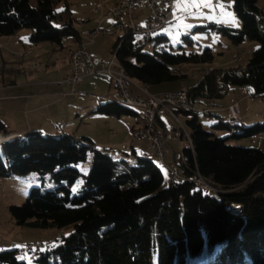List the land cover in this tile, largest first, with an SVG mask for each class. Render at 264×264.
<instances>
[{
    "label": "trees",
    "instance_id": "1",
    "mask_svg": "<svg viewBox=\"0 0 264 264\" xmlns=\"http://www.w3.org/2000/svg\"><path fill=\"white\" fill-rule=\"evenodd\" d=\"M258 1L233 0L241 28L221 24L198 27L221 33L235 45L248 39L258 41L259 46L246 66L212 67L195 87L188 88L196 103L224 95L230 84L251 85L254 96L264 97V10ZM23 29L31 30V44L62 46L65 36L81 42V30L74 26L68 0H37L36 7L29 0H0V38ZM149 40L157 45L152 53L146 51L147 44L134 47L136 37L126 33L117 54L127 75L147 86L184 77L173 73L181 63H207L213 58L209 48L200 55L174 54L160 45L165 37ZM93 112L115 118L137 115L116 100ZM176 113L193 115L186 120L193 149L188 144L182 149L176 171L184 181L170 178L165 182L155 163L133 148L126 154L129 160L117 159L106 150H97L90 138L64 132L31 131L0 145V178L49 173L57 184L50 190L32 188L23 204L9 206L11 221L29 229L73 228L70 235L36 253L30 262L187 264L222 248L218 258L225 260L223 264H264V149L228 144V139L241 137L229 123L216 126L228 129L231 135L217 138L202 128L196 113ZM7 129L0 121V134L5 138L9 137ZM260 132H264V124L254 125L248 134ZM89 153L90 170L74 193L71 186L82 176L75 165L85 162ZM3 161L9 164L7 169ZM198 175L214 188L228 191L211 193L196 188ZM232 205L241 207L239 215L228 210ZM19 251L0 250V264H28L18 257Z\"/></svg>",
    "mask_w": 264,
    "mask_h": 264
},
{
    "label": "rangeland",
    "instance_id": "2",
    "mask_svg": "<svg viewBox=\"0 0 264 264\" xmlns=\"http://www.w3.org/2000/svg\"><path fill=\"white\" fill-rule=\"evenodd\" d=\"M113 1L115 0H68L74 20V26L78 30L83 29L86 31H93L97 28L105 30L108 26L113 24L111 21L114 20V18H109L103 26L102 24H98V22L99 20L102 21L101 23L105 21L102 20V15L107 8L105 6ZM29 2L32 7L37 6V0H29ZM175 3L176 0H172V13L168 24L162 31L154 35V37H165V40L161 42L160 45H162L164 51L168 53H192L200 55L206 48H209L213 58L207 63H181L177 66L178 72L179 74L181 72V74L185 76L180 77L175 81L149 86L148 91L151 94L177 92L183 85L187 88L195 87L199 83L201 75L210 67L227 70L247 65L252 52L259 46L258 41L245 39L240 44L235 45L221 33L209 29H200L198 27H207L209 24L216 23L210 22L206 19L189 18L185 13L176 12V15L174 16V12L176 11ZM213 3H223L226 6L230 5V7H226V10L234 13L233 0H213ZM258 6L260 9L264 10V0H259ZM199 14L201 13H198V15ZM202 14L209 15L210 13L208 9H203ZM217 14H219L218 11ZM147 15L148 11L146 9L134 13V17L140 18L139 20H135V23L143 25L144 18ZM235 17L237 18L236 15ZM180 19H183L185 23L194 27H192L190 31L180 28L179 35L177 36ZM237 20L239 21L238 27H234L230 24L221 25L230 28H241L242 23L238 18ZM124 21H126V19H124ZM31 33L30 29H23L20 31L18 36L22 43H17L16 48H20L21 50L16 51L14 56L7 55L6 49H0V83H2L4 79L11 78L22 80L25 77H31L30 79L56 80V82L59 81V79L61 80L64 78L69 52L71 48L77 44V41L72 36H65L62 40V46L51 42L31 44L29 42ZM194 36L199 38L194 40ZM118 37L119 35L112 36L104 33L81 36L82 42L86 45L88 50H90L95 57H98L105 62L109 61ZM173 37L176 38L174 39ZM154 43L155 40H153L152 43L147 44L145 47L147 52H153V49L157 46ZM19 44H23L24 47H19ZM16 48H14V50ZM26 50H30V52L26 53ZM33 66H35V68H32ZM84 87L85 89L83 91ZM79 89L82 97L93 101L95 108L90 109V111L85 110L82 114V118L69 113V111L62 114V117L66 120L64 121L61 132L76 137H88L94 142L97 150H106L117 159L129 160V156H126V154H130L132 148H134L138 151L139 155L147 157L155 163L157 168L163 173L165 182H168V180L170 181L173 170L177 171V165L180 163L181 149L187 146L185 138L182 137V140H180L179 135H181L182 132L179 130L180 128L177 127L173 119L164 111L167 115L165 122L169 135L167 136L168 142L166 143V146L165 143L163 146V150L166 155L168 154V157H165L162 160L148 141L145 139L133 140L131 131H129L131 124L137 123L136 125L143 126L144 111L142 109L132 108L137 115H124L120 118L100 115L93 112L97 106L108 101V97H106L107 95L116 96L115 100L120 97V92L109 77L104 74L94 77H86L84 83L79 86ZM133 91H135L136 94L138 92L136 89H133ZM76 92H78L77 89ZM138 94L140 93L138 92ZM129 95L130 97H133L131 94ZM234 103L238 106L240 119L228 122V108L230 104ZM197 105L200 109H209L210 114L206 115L203 113H197L196 116L202 128L206 132L211 133L213 137L225 138L230 136L232 132L228 129L216 126L220 122L229 123L233 127L234 133L241 135V137L228 139V144L264 149V132L248 134L250 133L251 127L254 125L264 124V97L254 96V89L251 85L230 84L224 95L199 99ZM179 118L184 123L185 127L189 129L186 120H191L193 115H180ZM23 121H25V119ZM30 121L34 123V127L32 128H37L38 125L43 126L45 129H52L51 127H46V123L41 122L42 120L40 118L32 117ZM155 128L159 132L161 131L158 124H155ZM165 136L166 135H163V133L160 132L161 142H164ZM106 142L113 145H103ZM116 142L120 144L115 145L117 144ZM124 142H126V145ZM130 143H132V145ZM91 162L92 153H89L85 162L75 165L82 176L73 186H71L72 191L78 184L79 188L77 192L80 190L84 177L90 170ZM56 186L57 184L52 181L49 173H31L23 177L13 176L12 178H0V228L2 229V236L10 239L9 243L5 245L0 244V250H3L2 248H5V250H11L14 248L21 250L27 243L43 242L52 246L56 245L61 238L66 237L73 232L72 227L62 229H29L16 226L11 221L9 206L23 204L32 188L37 187L42 190H50ZM221 252H223V249L218 248L217 250H214L212 256L204 254L199 259H193L187 264L226 263L224 259L218 258V255ZM25 255H28V253ZM23 256L24 255L21 252H18V257L20 259H23ZM213 257L217 258L213 259ZM28 264L34 263L28 262ZM245 264H248V262H245Z\"/></svg>",
    "mask_w": 264,
    "mask_h": 264
},
{
    "label": "built area",
    "instance_id": "3",
    "mask_svg": "<svg viewBox=\"0 0 264 264\" xmlns=\"http://www.w3.org/2000/svg\"><path fill=\"white\" fill-rule=\"evenodd\" d=\"M148 11V15L144 18V24L135 23L134 13L141 12L143 10ZM172 13V0H121L120 6L115 9H108L107 14L103 20H107L111 17L114 18L113 24L108 26L105 30L99 28L93 31H83L80 33L84 36L85 33L102 32L106 35H120L121 33H130L131 29H141V36L136 38L134 47L139 45H146L150 42V36L163 30L169 22ZM126 19V21H124ZM70 64L72 67L70 75L56 82L57 85L66 87L70 93H73L75 89L81 85L86 77H94L101 74L106 75L114 83L115 87L120 92V97L117 100H127L133 102L137 106L142 107L146 113V124L143 129H131L133 140L145 139L150 143L151 147L156 150L157 155L163 160L167 155L163 150V143L159 138V134L156 131V117L158 112L163 109L168 116H170L177 127L182 132V137L186 139L187 144L190 139V134L187 131L184 123L176 113L177 110L189 111L192 113L210 114L209 109H200L189 93L188 88H180L177 92L165 93V94H151L148 91L149 86L138 87L129 85L122 77V73L119 68L114 65L113 50L109 61H100L95 63L93 57L81 41L74 49V54L70 56ZM205 74L201 75V79H204ZM236 75H241V72H237ZM221 85L222 81H218ZM131 89H136L140 94L135 97H130ZM229 116L239 118L238 106L231 105L228 108ZM185 180L184 177L176 171H173L171 181ZM195 187L200 189L209 190L211 193H217L221 191L213 186L209 185L205 180H199V176L195 179ZM48 248L46 243H27L19 252L25 257V261H33L36 253ZM28 255H25L27 254Z\"/></svg>",
    "mask_w": 264,
    "mask_h": 264
},
{
    "label": "crops",
    "instance_id": "4",
    "mask_svg": "<svg viewBox=\"0 0 264 264\" xmlns=\"http://www.w3.org/2000/svg\"><path fill=\"white\" fill-rule=\"evenodd\" d=\"M120 1L121 0H115L109 5L105 6L107 7L105 9V12L110 7L116 5ZM134 18L135 20L140 19L139 17L137 18L134 17ZM106 21H108V19L105 20L103 23H101L102 21L99 20L98 24H102L103 26ZM111 22L113 23L114 20H112ZM81 31H83V29H81ZM19 33L13 36L0 38V49L1 48L6 49L7 55L14 56L16 51L21 50L20 48L19 49L16 48L17 43H22V41L19 39L18 36ZM78 44L79 43L77 42V44L74 45L69 52L67 59L68 63H67V67H65L66 71L64 72V78L70 75L71 73L70 55ZM20 46L24 47L23 44H19V47ZM14 48L16 49L14 50ZM90 53L95 63H99L100 61H103L102 59L95 57L91 51ZM30 78L25 77L22 80H18L16 78L15 79L11 78L6 80L4 79L2 83H0V121H2L7 125L9 138L17 137L19 135H24L31 131H40L46 134L60 133L62 131L61 129H63L62 126L64 125V121L66 120L64 117H62V114L69 111V113L75 114L77 117L82 118V114L84 113L85 110L90 111V109L95 108V105H93L92 100L90 99L87 100L85 97H82V95L80 94L79 86H81L84 82L76 88L78 92H76L75 89V91L73 92L75 94H73L68 92V89L66 87L57 85L56 80H40V79H30ZM181 87H186V86L183 85ZM84 89L85 87L83 88V91ZM131 95L135 97L136 95H138V92L136 94V92L131 89ZM106 97H108L107 98L108 101L116 99V96L107 95ZM231 105H235V103L230 104L229 106ZM32 117L40 118L42 120L41 122L46 123L47 125L46 127H51L52 129H45L43 126H38V125L37 128H32L34 127L33 126L34 123L30 121ZM165 118H167V115L165 114L164 110L161 109L158 112V118L156 120V124L159 125L161 129L160 132L163 133V135H166L164 138V142H162L163 146L164 143L166 146V143L168 142L167 136L169 135ZM24 119L25 121H23ZM136 124L137 123L131 124L129 127V131H131L132 128L141 127ZM156 131L159 134V138H160V132L157 129ZM179 136H180V140H182L181 139L182 136L181 135ZM118 144L120 143H117L115 145ZM124 144L126 145V142H124ZM130 144L132 145V143ZM103 145H113V144L106 142ZM166 157H168V154ZM9 242H10L9 238H4L2 236V229L0 228V244L5 245ZM2 249L5 250V248ZM14 249H18V248H14Z\"/></svg>",
    "mask_w": 264,
    "mask_h": 264
},
{
    "label": "snow or ice",
    "instance_id": "5",
    "mask_svg": "<svg viewBox=\"0 0 264 264\" xmlns=\"http://www.w3.org/2000/svg\"><path fill=\"white\" fill-rule=\"evenodd\" d=\"M226 6L223 3H213V0H176L174 16L176 12L185 13L189 18L195 19H206L210 22H214L217 25L220 24H230L234 27H238L239 21L235 17L234 13L227 11ZM208 9L209 15H203L202 10ZM195 10V11H193ZM217 11L219 14H217ZM198 13H201L198 15ZM194 27L184 22L183 19L179 20V28L177 29V36L179 35V29L183 28L186 30H191ZM174 39L176 37H173ZM199 37H193V39H198ZM79 184L73 188V192H77ZM19 247V246H18Z\"/></svg>",
    "mask_w": 264,
    "mask_h": 264
},
{
    "label": "bare ground",
    "instance_id": "6",
    "mask_svg": "<svg viewBox=\"0 0 264 264\" xmlns=\"http://www.w3.org/2000/svg\"><path fill=\"white\" fill-rule=\"evenodd\" d=\"M118 6H120V2H118L116 5L110 7L109 9H115V8L118 7ZM106 14H107V11L102 15V20L105 18V15H106ZM83 31H85V30H83ZM83 31H81V33H82ZM160 31H162V30H158V32L153 33V34L150 36V38L153 37L154 35H156L157 33H159ZM100 33H102V32L85 33L84 36L97 35V34H100ZM125 34H126V33H121V34L119 35L118 38L120 39V41H119V43H118V46H117L116 48L113 49L114 65L116 66V68H119V69H120V71H121V73H122V77L126 80V82H127L129 85H131V86H138V87H145V86H147L146 84H141V83L137 82L136 80H134L133 78H131L130 76H128L127 73H126V71H125V69H124V67L122 66V64H121V63L119 62V60H118V57H117L118 49H119V47L121 46V42H122V40L124 39ZM130 34H132L133 36H135V37L137 38V37L141 36V29H131V30H130ZM161 50H162V48H159V51H161ZM29 52H30V50H26V53H29ZM72 54H74V50L72 51L71 55H72ZM71 55H70V56H71ZM32 68H35V66H33ZM212 71H213V68L210 67V68L206 69L204 73H210V72H212ZM173 73H179V72H178L177 69H174V70H173ZM180 73H181V72H180ZM181 88H186V87H181ZM222 93H224V92H222ZM116 101H118L119 103H121V104H123V105H125V106L131 107V108H140V109H142V107L137 106V104H135V103H133V102H128L127 100H116ZM142 110H143V109H142ZM143 111H144V110H143ZM238 119H239V118H234L233 116H229V115H228V118H227L228 122H230V121H232V120H238ZM143 121H144V122H143V126L140 127V128H135V129H143V128H144V125L146 124V113H145V111H144ZM9 139H10L9 137H8V138H3V137L0 135V145H2L4 142L8 141ZM188 145H189V147H190L191 149H193V147H192V142H191V138L188 140ZM3 167H4L5 169H7V168L9 167V164L7 163V161H3ZM198 176H199V180H204L200 175H198ZM10 178H12V177H10ZM204 190H205V189H204ZM229 210H230L231 213H232V212H238V213H233V214H235V215H239V214H240V211H241V207L239 206V207L231 208V209H229ZM23 259L25 260V257H23ZM27 262H28V261H27Z\"/></svg>",
    "mask_w": 264,
    "mask_h": 264
},
{
    "label": "water",
    "instance_id": "7",
    "mask_svg": "<svg viewBox=\"0 0 264 264\" xmlns=\"http://www.w3.org/2000/svg\"><path fill=\"white\" fill-rule=\"evenodd\" d=\"M236 188H237V187H236ZM219 190L221 191V193H226V192L228 191V190H225V189H222V188H220ZM232 190H233V189H231L230 191H232ZM234 190H235V189H234ZM235 207H239V206H237V205H232L231 207L228 208V210L231 209V208H235ZM229 211H230V210H229Z\"/></svg>",
    "mask_w": 264,
    "mask_h": 264
}]
</instances>
